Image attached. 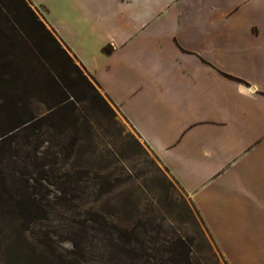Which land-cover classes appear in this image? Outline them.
<instances>
[{"label":"crops","instance_id":"0c3cea01","mask_svg":"<svg viewBox=\"0 0 264 264\" xmlns=\"http://www.w3.org/2000/svg\"><path fill=\"white\" fill-rule=\"evenodd\" d=\"M29 1L186 191L228 264L226 238L264 264V0Z\"/></svg>","mask_w":264,"mask_h":264},{"label":"rangeland","instance_id":"374dc122","mask_svg":"<svg viewBox=\"0 0 264 264\" xmlns=\"http://www.w3.org/2000/svg\"><path fill=\"white\" fill-rule=\"evenodd\" d=\"M81 69L109 106L89 90L70 123H0V264H228L186 191ZM30 109L48 112L37 99ZM224 241L231 264H253V244Z\"/></svg>","mask_w":264,"mask_h":264},{"label":"trees","instance_id":"16d2710c","mask_svg":"<svg viewBox=\"0 0 264 264\" xmlns=\"http://www.w3.org/2000/svg\"><path fill=\"white\" fill-rule=\"evenodd\" d=\"M31 4L0 0V123L9 131L42 121L70 123L76 117L74 107L87 100L89 90L104 101L82 65ZM33 99L47 106L46 115L33 114Z\"/></svg>","mask_w":264,"mask_h":264}]
</instances>
